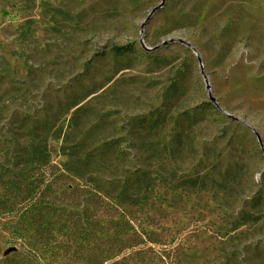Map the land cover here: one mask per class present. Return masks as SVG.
<instances>
[{
  "label": "rangeland",
  "instance_id": "374dc122",
  "mask_svg": "<svg viewBox=\"0 0 264 264\" xmlns=\"http://www.w3.org/2000/svg\"><path fill=\"white\" fill-rule=\"evenodd\" d=\"M16 140L57 211L0 206V264H264V0H0Z\"/></svg>",
  "mask_w": 264,
  "mask_h": 264
},
{
  "label": "trees",
  "instance_id": "16d2710c",
  "mask_svg": "<svg viewBox=\"0 0 264 264\" xmlns=\"http://www.w3.org/2000/svg\"><path fill=\"white\" fill-rule=\"evenodd\" d=\"M123 49L122 47L115 48L118 52L123 51ZM0 152L2 153L0 159L3 158L2 161L0 160V186L3 188L4 192L0 197V206L5 207V214L7 216L5 219L13 221L20 213L21 216L18 222L20 225L23 224L29 217V214L34 213V211H39V214H42L43 210H51L52 212L54 211V216H56L57 210L52 205L49 207L35 208L32 211L26 210L27 212L23 211V208L20 206L22 201L27 200L28 197L33 200L35 196L44 193L42 186L44 178H32V173L37 170L38 173L43 174L46 167L50 165L47 147L35 142L24 144L16 140L11 146ZM23 192L26 193V198H21ZM51 222L52 219L49 222L50 225L55 221ZM24 230V225L17 228V232H22ZM32 250H34V252H29L30 257H26V255L22 257V264H26V261L34 262L38 258L44 259V256L49 254L43 250ZM7 260L11 263L12 259Z\"/></svg>",
  "mask_w": 264,
  "mask_h": 264
},
{
  "label": "water",
  "instance_id": "95a60500",
  "mask_svg": "<svg viewBox=\"0 0 264 264\" xmlns=\"http://www.w3.org/2000/svg\"><path fill=\"white\" fill-rule=\"evenodd\" d=\"M165 5V1L161 4L160 7H158L156 10H154V12L151 14V16L148 18L147 22L145 24H148L151 19L155 16V14H157Z\"/></svg>",
  "mask_w": 264,
  "mask_h": 264
}]
</instances>
